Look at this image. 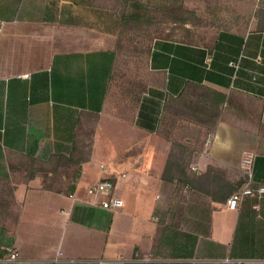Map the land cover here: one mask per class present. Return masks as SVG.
<instances>
[{
  "label": "crops",
  "instance_id": "obj_1",
  "mask_svg": "<svg viewBox=\"0 0 264 264\" xmlns=\"http://www.w3.org/2000/svg\"><path fill=\"white\" fill-rule=\"evenodd\" d=\"M249 3L243 30L155 38L133 77L92 0H0V257L10 245L11 264H264L263 194L230 208L161 177L175 138L192 171L232 167L229 180L253 151L264 187V6ZM91 127L89 159L56 166ZM27 169L78 172L44 189ZM103 178L122 206L87 192Z\"/></svg>",
  "mask_w": 264,
  "mask_h": 264
},
{
  "label": "rangeland",
  "instance_id": "obj_2",
  "mask_svg": "<svg viewBox=\"0 0 264 264\" xmlns=\"http://www.w3.org/2000/svg\"><path fill=\"white\" fill-rule=\"evenodd\" d=\"M133 1L138 4L131 6L128 0H97L95 4L98 8V23L103 25L111 21L117 36L118 52L125 58L127 70L133 75L144 66L145 51L155 38H186L201 43L222 30L245 29L253 12L250 0ZM122 9L124 13L138 10L137 20L121 21ZM105 131V128L100 130V139H103Z\"/></svg>",
  "mask_w": 264,
  "mask_h": 264
},
{
  "label": "trees",
  "instance_id": "obj_3",
  "mask_svg": "<svg viewBox=\"0 0 264 264\" xmlns=\"http://www.w3.org/2000/svg\"><path fill=\"white\" fill-rule=\"evenodd\" d=\"M92 2L95 5L97 0H92ZM128 2L131 6L138 4L133 0H128ZM137 11L138 10H135L133 13H124L122 9L120 12V20H137ZM150 46L151 45L149 44L145 51L146 57L150 52ZM176 102L178 101L176 100ZM181 110L185 112L183 104ZM95 119L98 120V115H96ZM85 133H88V139L87 142H82V146L80 148L81 156L79 158L75 157L74 159L72 156H69L65 159L57 158V160H53L52 162L59 167L63 164H71L73 162L77 164L88 160L91 152L94 128L91 127V129ZM73 146L76 149L77 142H74ZM191 163V151L189 150L187 144L184 141L174 138L171 141L166 164L161 174L162 179L174 183L175 192H179L182 188L188 187L190 190L192 189L205 194L216 203H225L227 197L233 192L238 191L246 180L243 175L236 180H229L226 177L225 170L213 164L207 165L200 174H197L190 169ZM68 170H72V175H75L78 172V169H31L26 171V176L30 178L38 172L43 177V188L52 189V184L56 182L57 178L63 173L67 176V173L69 172ZM54 191L58 192L60 190L54 189Z\"/></svg>",
  "mask_w": 264,
  "mask_h": 264
},
{
  "label": "built area",
  "instance_id": "obj_4",
  "mask_svg": "<svg viewBox=\"0 0 264 264\" xmlns=\"http://www.w3.org/2000/svg\"><path fill=\"white\" fill-rule=\"evenodd\" d=\"M256 6H264V0H254ZM230 66L235 69L238 68L237 61H230ZM254 162L255 154L253 151L245 149L242 151L240 158V169L245 175L246 182L238 190L233 192L227 199L226 205L230 208H237L240 200L246 194L253 195L255 193H260L264 195V187H259L254 189L251 186L254 176ZM193 170H197V167L192 166ZM114 188V182L110 178H103L97 183L88 188L87 192L89 194L101 197L99 203L104 208H118L122 206V200L113 195L112 190ZM3 255L0 257V264H11L18 260L19 253L17 249L13 246H4ZM237 264H260L258 262H248V261H237Z\"/></svg>",
  "mask_w": 264,
  "mask_h": 264
}]
</instances>
